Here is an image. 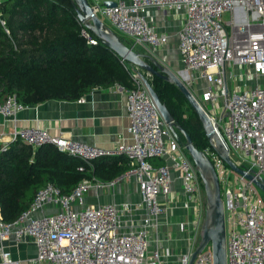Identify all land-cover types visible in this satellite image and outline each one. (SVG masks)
Listing matches in <instances>:
<instances>
[{"label":"built area","instance_id":"2783aa9c","mask_svg":"<svg viewBox=\"0 0 264 264\" xmlns=\"http://www.w3.org/2000/svg\"><path fill=\"white\" fill-rule=\"evenodd\" d=\"M105 2L115 6L106 7ZM88 3L102 22H108L109 26L103 22L106 27L131 41L132 50L139 46L153 58L169 38L156 30L151 11L181 13L176 43L181 70L175 75L211 122L232 162L264 181V0ZM82 34L88 43L96 44L85 30ZM132 81L131 89L115 85L125 96L129 141L120 139L112 149L56 137L39 126H14L12 141L19 139L33 149L52 145L79 159L90 171L93 161L101 157L124 156L128 164L114 180L84 179L67 195L54 184H45L11 223L3 220L0 210V264L21 263L12 258L10 242L32 245L34 255L26 259L30 264H189L204 221L202 182L135 68ZM24 109L15 96H9L0 103V117L15 124ZM204 153L215 169L223 201L226 264H264V195L252 180L233 172L212 148ZM154 160L162 163L155 166ZM84 165L77 170L85 172ZM125 179L135 181L139 204L85 205L90 191L113 189ZM176 181L188 213L178 228L187 234V243L171 263L170 250L150 249V239L168 212ZM192 264H213L210 244Z\"/></svg>","mask_w":264,"mask_h":264},{"label":"trees","instance_id":"16d2710c","mask_svg":"<svg viewBox=\"0 0 264 264\" xmlns=\"http://www.w3.org/2000/svg\"><path fill=\"white\" fill-rule=\"evenodd\" d=\"M82 30L96 44L88 43ZM117 36L132 47L125 36ZM133 69L78 22L72 0L0 1V103L15 96L22 106L33 107L46 101L74 102L95 88L120 85L131 89ZM149 83L195 147L202 152L212 148L179 90L157 77H150ZM178 101L188 108L186 118ZM127 164L124 156L101 157L93 161L90 171L79 159L52 145L33 149L19 139L0 143L2 218L13 222L47 183L67 195L84 179L114 180L127 170ZM82 165L83 173L77 170Z\"/></svg>","mask_w":264,"mask_h":264},{"label":"crops","instance_id":"0c3cea01","mask_svg":"<svg viewBox=\"0 0 264 264\" xmlns=\"http://www.w3.org/2000/svg\"><path fill=\"white\" fill-rule=\"evenodd\" d=\"M150 17L156 30L169 38L168 43L156 52L154 58L178 76L181 65L176 43L181 23V13L152 10ZM125 103L124 94L113 85L107 88H95L85 95L81 101H46L33 107H25L17 115L15 124L6 123L0 117V143L5 145L12 141L14 126L17 129L39 126L56 137L73 139L102 149H112L120 139L129 141L127 132L129 121ZM152 162L155 166L161 164L157 160ZM174 195H177L175 201L172 200ZM169 198L171 202L170 205H167L168 212L160 219L157 230L152 233L150 249L158 247L162 252L163 248L169 249L173 255L171 263H174L176 258L186 249L187 243L185 241L187 234L181 233L178 228L179 223L188 216V213L182 207L183 197L179 181L174 184ZM140 201L141 198L135 181L125 179L113 189L90 191L85 196L84 203L86 206L106 203L121 205L126 202L139 204ZM9 246L13 259L20 260V264H30L26 259L34 255L31 244L25 243L14 246L10 242Z\"/></svg>","mask_w":264,"mask_h":264},{"label":"water","instance_id":"95a60500","mask_svg":"<svg viewBox=\"0 0 264 264\" xmlns=\"http://www.w3.org/2000/svg\"><path fill=\"white\" fill-rule=\"evenodd\" d=\"M78 22L109 48L118 58L127 62L137 70L139 78L149 92L161 118L178 144L185 149L199 175L204 190L205 213L204 221L199 234V244L192 253L189 264H192L196 256L210 244L212 249L213 264H226V231L223 201L215 169L204 152L193 144L190 136L178 124L175 123L166 106L160 102L157 94L149 83L150 77H157L164 82L174 85L183 95L187 103L196 114L201 127L212 149L235 173L252 180L253 184L264 195V181L253 172H246L238 168L230 159L228 150L217 138L211 122L193 99L189 91L178 79L173 71L165 67L157 59L134 52L132 48L124 45L119 37L93 13L87 0H72ZM106 7H114L112 2H105ZM264 198V197H263Z\"/></svg>","mask_w":264,"mask_h":264},{"label":"rangeland","instance_id":"374dc122","mask_svg":"<svg viewBox=\"0 0 264 264\" xmlns=\"http://www.w3.org/2000/svg\"><path fill=\"white\" fill-rule=\"evenodd\" d=\"M227 20H228V14H225V15L223 16V21H224V22H227ZM103 22H104L107 26H109V24H108V22H107L106 20L103 19ZM117 34H118V33H117ZM133 51H134V52H137V53H139V54H143V51H142V49H141L139 46H135V47L133 48ZM175 61H176V59H175ZM178 104H179V106H180V110H182V112H183V117L186 118V117H187V114H188V108H187V106H186L183 102H179V101H178ZM220 107H221V105H220ZM232 179H233V176H231V180H232ZM260 193L263 194L261 190H260ZM203 195H204V190H203ZM204 198H205V196H204Z\"/></svg>","mask_w":264,"mask_h":264}]
</instances>
